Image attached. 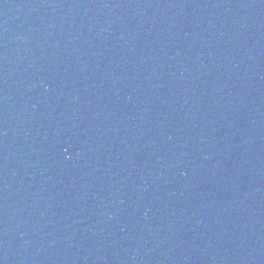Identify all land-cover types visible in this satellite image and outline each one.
I'll return each mask as SVG.
<instances>
[{"label":"water","instance_id":"95a60500","mask_svg":"<svg viewBox=\"0 0 264 264\" xmlns=\"http://www.w3.org/2000/svg\"><path fill=\"white\" fill-rule=\"evenodd\" d=\"M0 264H264L226 0H0Z\"/></svg>","mask_w":264,"mask_h":264}]
</instances>
